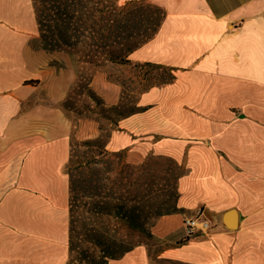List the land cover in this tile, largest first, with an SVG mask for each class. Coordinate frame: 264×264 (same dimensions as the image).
<instances>
[{
    "label": "crops",
    "instance_id": "0c3cea01",
    "mask_svg": "<svg viewBox=\"0 0 264 264\" xmlns=\"http://www.w3.org/2000/svg\"><path fill=\"white\" fill-rule=\"evenodd\" d=\"M122 1L164 13L128 61L168 68L174 79L141 96L106 150L134 166L168 159L183 173L178 211L152 228L156 244L107 264H264V0ZM38 38L33 1L0 0V264L70 259L66 166L81 131L50 108L49 83L62 101L74 68L50 66ZM199 209L212 228L183 242V219Z\"/></svg>",
    "mask_w": 264,
    "mask_h": 264
},
{
    "label": "rangeland",
    "instance_id": "374dc122",
    "mask_svg": "<svg viewBox=\"0 0 264 264\" xmlns=\"http://www.w3.org/2000/svg\"><path fill=\"white\" fill-rule=\"evenodd\" d=\"M119 3L124 5L128 2L120 0ZM130 8L147 16L152 15L145 3H136ZM138 32L142 37L136 35L128 41L129 46L142 39L146 30L144 28ZM34 47H38V43L34 42ZM49 58L50 66L56 70H64L68 66L74 68L67 73L74 78L62 101H53L52 97L59 88L50 81L49 106L64 111L76 125L77 131H81V137L75 135L73 138L72 142H76L72 149L73 164L67 170L74 180L73 197L70 199L73 241L69 264H81L77 260L80 256L88 257L90 264H105L102 258L104 250L119 251L140 245L153 246L156 242L150 233L151 226L157 220L158 213L164 214L176 207L177 180L183 173V167L158 157L149 158L140 166L129 165L123 154L110 153L105 145L117 122L140 108L141 96L151 88L169 81L170 73L154 65L130 61L123 64L105 63L97 67L75 64L77 57L65 53H49ZM79 75L90 76L88 87L98 101L86 96L68 100L70 92L77 85ZM79 92L81 91H75L78 95ZM87 140H99L100 148L81 147L82 142ZM93 157L98 160L92 162ZM79 162L87 163L80 166ZM96 192L113 199L136 198L141 205L139 214L131 218L128 225L120 219L90 212V203L95 199L90 201L88 197L96 195Z\"/></svg>",
    "mask_w": 264,
    "mask_h": 264
},
{
    "label": "trees",
    "instance_id": "16d2710c",
    "mask_svg": "<svg viewBox=\"0 0 264 264\" xmlns=\"http://www.w3.org/2000/svg\"><path fill=\"white\" fill-rule=\"evenodd\" d=\"M36 13L37 26L39 31L38 46L47 53H65L71 57H77L75 64L101 66L105 63L128 62L127 56L150 40L158 31L164 18V13L157 8L147 5L152 15L147 16L145 13L131 10V5L142 2H128L120 5V0H32ZM146 30L143 38L138 40L133 46H129V40L134 39L139 34L140 29ZM141 35L139 34L138 37ZM142 37V36H141ZM150 65L151 64H146ZM156 66V65H154ZM170 73V79L166 83L174 79L172 70L157 66ZM90 76H78L77 85L70 92L68 100L72 97L86 96L98 101L96 95L88 87L90 84ZM81 91L75 93V91ZM140 108L126 114L128 117L137 113ZM122 117V118H124ZM99 140H87L82 142L85 149H98ZM76 142L71 143V157L66 170L73 164L72 149ZM95 162L96 157L92 158ZM87 162H79L80 166H84ZM68 172V171H67ZM69 173V172H68ZM70 175V199L73 197L74 180ZM97 193V192H96ZM93 194V193H92ZM90 212L100 215H108L114 219H120L128 224L135 215L139 214V201L135 198L121 200V198H111L102 194L91 195ZM178 198V194H177ZM113 199V200H112ZM120 201V202H119ZM89 204V202L87 203ZM178 211L177 205L173 210L164 214H157V220L165 215H171ZM71 226H70V253L73 241L72 226V209L70 204ZM151 226L152 228L156 221ZM129 225V224H128ZM190 238H184L183 242ZM130 249L109 250L102 255L103 261L107 264L109 259H118ZM84 254V253H81ZM108 259V260H107ZM81 264H90L88 257L77 259ZM70 262V259H69Z\"/></svg>",
    "mask_w": 264,
    "mask_h": 264
},
{
    "label": "built area",
    "instance_id": "2783aa9c",
    "mask_svg": "<svg viewBox=\"0 0 264 264\" xmlns=\"http://www.w3.org/2000/svg\"><path fill=\"white\" fill-rule=\"evenodd\" d=\"M184 238H192L199 234H208L212 228V222L204 215V209H199L195 216L183 219Z\"/></svg>",
    "mask_w": 264,
    "mask_h": 264
},
{
    "label": "water",
    "instance_id": "95a60500",
    "mask_svg": "<svg viewBox=\"0 0 264 264\" xmlns=\"http://www.w3.org/2000/svg\"><path fill=\"white\" fill-rule=\"evenodd\" d=\"M229 228H233L232 225H228Z\"/></svg>",
    "mask_w": 264,
    "mask_h": 264
}]
</instances>
